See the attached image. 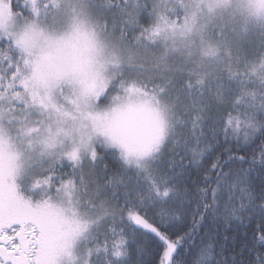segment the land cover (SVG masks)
I'll return each instance as SVG.
<instances>
[{
	"label": "snow or ice",
	"instance_id": "6c2138e0",
	"mask_svg": "<svg viewBox=\"0 0 264 264\" xmlns=\"http://www.w3.org/2000/svg\"><path fill=\"white\" fill-rule=\"evenodd\" d=\"M0 264H264V0H0Z\"/></svg>",
	"mask_w": 264,
	"mask_h": 264
}]
</instances>
